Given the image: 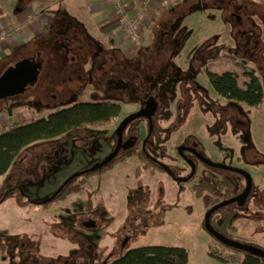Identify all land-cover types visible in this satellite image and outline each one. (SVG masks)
I'll use <instances>...</instances> for the list:
<instances>
[{
	"label": "rangeland",
	"instance_id": "obj_1",
	"mask_svg": "<svg viewBox=\"0 0 264 264\" xmlns=\"http://www.w3.org/2000/svg\"><path fill=\"white\" fill-rule=\"evenodd\" d=\"M175 15L181 17L165 18V28L152 42L150 30L141 27V47L127 50L129 55L136 54L141 75L131 82L126 68L114 67L110 54H105L106 65L99 70L94 53L90 62H84L81 52L70 48L72 36L67 34L60 43L65 68L45 74L36 88L13 86L2 93L0 117L6 120L13 114L23 122L31 121L79 103L108 100L117 101L122 111L106 125L34 143L20 155L23 159L11 173L0 177V242L10 249L0 264H109L127 250L145 245L185 248L189 264L242 263L244 252L219 243L205 227L207 208L222 199L209 194L198 198L192 189L201 176L216 180L221 176L199 164L195 180L186 183L191 168L180 158L179 147L185 142L200 143L203 156L250 173L256 192L264 191L257 173L264 178V101L249 107L228 100L213 89L205 72L214 59L233 56L237 63L229 71L240 76L254 71L264 85V0H191ZM121 61L128 62L125 57ZM84 63L85 74L75 67ZM150 99L156 109L152 110L155 131L148 151L177 178L144 171L133 184L136 159L127 160L119 174L117 165L100 171L89 178L93 182L83 193L45 207L44 202L71 176L113 151L120 125L145 109ZM149 127V121L141 118L127 128L125 138L134 140L132 148H141ZM82 179L78 177L77 182ZM238 181L245 184L242 178ZM246 206V211L237 206L235 212L228 211L232 207L218 211L212 225L227 238L264 249V230H258L260 220L255 221L264 210L257 208L255 197ZM242 216L251 221L249 228ZM70 217V224L63 223ZM90 217L99 223L98 229H84L83 221ZM125 239H130L126 246Z\"/></svg>",
	"mask_w": 264,
	"mask_h": 264
},
{
	"label": "crops",
	"instance_id": "obj_2",
	"mask_svg": "<svg viewBox=\"0 0 264 264\" xmlns=\"http://www.w3.org/2000/svg\"><path fill=\"white\" fill-rule=\"evenodd\" d=\"M124 1L127 4L129 18L139 20L142 17L141 27L150 30L152 42L156 34L161 31V27H164L165 18L181 17L182 14L175 15L176 11L182 10L191 0H175L172 5L174 8H168L169 11L162 6V0ZM114 10V4L110 0H0V36L13 27H21L20 31L13 32L10 37L0 41V80L17 71H23L24 76L30 81L28 88L38 87L45 74L65 68V50L60 47V43H62L61 37L64 38L67 34L72 36L70 48L76 47L78 54L81 52L80 58L84 59V62H90L89 56L93 53L97 56L95 63L98 70L106 65L105 54L111 55V61H115L114 67L118 69L123 57L127 59L128 64L134 61L136 54L127 53L128 49L133 48L118 26ZM155 22L157 27L152 26ZM51 39L54 41L50 44L47 41ZM151 42L146 50L148 52L152 47ZM70 53H68V63H71ZM75 67L83 74L87 73L86 63L77 64ZM25 84L26 82L22 83V86L24 87ZM23 120L22 117L17 118L13 114H10L7 120L0 117V132L21 124ZM30 146L25 151L29 150ZM22 159L20 156L8 173L1 177L9 175L16 163ZM122 167L116 169L118 174L123 170ZM12 178L10 176V179ZM92 182L91 180L90 184ZM89 187L91 186H87ZM70 219L71 217L62 221L70 224ZM111 263L113 262H109Z\"/></svg>",
	"mask_w": 264,
	"mask_h": 264
},
{
	"label": "trees",
	"instance_id": "obj_3",
	"mask_svg": "<svg viewBox=\"0 0 264 264\" xmlns=\"http://www.w3.org/2000/svg\"><path fill=\"white\" fill-rule=\"evenodd\" d=\"M233 56H221L209 63L205 72L213 89L222 97L237 101L249 107H257L264 101V85L254 71L245 72L243 76L229 71V67L236 64ZM126 68L127 80L133 81L137 74L139 64L134 61H124L120 67ZM122 107L113 101L100 103H79L69 108L60 109L48 117L24 121L21 124L0 132V177L6 175L20 155L36 142L51 140L69 132L85 127L100 126L110 123L121 114ZM131 156H137L139 162L146 169L152 168L165 172L166 168L152 160L145 151H127L120 154L111 163L99 171L88 173L77 182V178L66 184L58 193L44 202L49 207L55 201L66 199L68 196L82 192L85 181L98 172H105L111 167L123 162ZM221 181L201 178L193 187L198 198L206 193L220 197H233L236 185L230 173L214 170ZM141 175V167L136 170ZM2 251L4 247L0 245ZM189 253L185 248L167 247L163 245H150L129 249L111 264H189ZM241 264H264V259L254 255H247Z\"/></svg>",
	"mask_w": 264,
	"mask_h": 264
},
{
	"label": "flooded vegetation",
	"instance_id": "obj_4",
	"mask_svg": "<svg viewBox=\"0 0 264 264\" xmlns=\"http://www.w3.org/2000/svg\"><path fill=\"white\" fill-rule=\"evenodd\" d=\"M25 75V72H23V71H17V73H12L11 75H9V76H7L6 78H4V79H2V80H0V96L2 95V93H4L5 91H7V90H9L11 87H17V90L18 89H20L21 87L23 88V89H27L29 86H27L28 84H30V81L26 78V76H24ZM28 75V74H27ZM139 77H141V75H138L137 76V78H139ZM24 82H26V84L24 85V87L22 86V83H24ZM15 89V88H14ZM109 101V100H108ZM116 103V102H115ZM156 107V102L153 100V99H150L148 102H146V106H145V109H148L149 111H150V113H151V117H152V124H153V119H154V117H153V115H152V110H154V109H156L155 108ZM156 111V110H155ZM145 119V118H144ZM147 120V119H146ZM148 121V120H147ZM150 123V122H149ZM131 125V124H130ZM129 125V126H130ZM128 126V127H129ZM153 127H152V132H151V134H150V127H149V134H148V136H147V138L145 139V141H144V143H143V145L141 146V148H138V147H133L132 148V146L134 145V140L132 139V140H127L126 138H125V133H126V131H127V129L125 130V132H124V135H123V149L121 150V152L119 153V155L120 154H122V153H125V152H127V151H132V150H137V151H141V150H143V151H145V153L152 159V160H154V161H156L158 164H161V165H163L165 168H166V170H165V172H162V173H164V174H168L169 176H173V177H175V178H177L176 177V175H175V173L173 172V171H170L171 169H169L163 162H161L160 160H158L155 156H153V154H151V153H149V151H148V144H149V142H150V139H151V137H153V133H154V131L155 130H153L154 129V125H152ZM127 127V128H128ZM118 131V130H117ZM116 135H117V132H116ZM117 142H118V135H117V140H116V144H115V146H114V149L116 148V146H117ZM186 144L188 143V142H185ZM186 144H183L182 146H180L179 148L181 149V147H184L185 149H184V151H183V154H181L180 153V149H179V156H180V158H182V159H184L185 160V162L190 166V168H191V174H192V166H191V163L190 162H192V163H194V165H195V167H196V173H195V175L193 176V177H191V174L189 175V178H185L184 179V181L187 183V182H193L194 180H195V178H196V176H197V173H198V166H199V164L201 165V166H203V167H205L206 169H209V170H211L212 172H215L214 170H219V169H214V168H212V167H210V166H208V165H206L203 161H201L200 160V158L198 157V156H196L197 154L198 155H201V156H203L202 154H201V152L203 151V150H200L199 149V147H201L200 146V143H198V142H193L192 144H188V145H186ZM114 149H113V151H114ZM112 151V152H113ZM111 152V153H112ZM110 153V154H111ZM109 154V155H110ZM108 155V156H109ZM118 155V156H119ZM107 156V157H108ZM117 156V157H118ZM116 157V158H117ZM203 157H205V156H203ZM106 158V157H105ZM104 158V159H105ZM206 159H208L207 157H205ZM103 159V160H104ZM130 159H132V160H134V159H136V169H135V175H134V177H133V179L135 178V179H137L138 177H137V175H136V170H137V168L138 167H141V174H142V172H144V171H150V173L152 174H154L156 171H158V170H154V169H152V168H149V169H146V168H144L143 166L144 165H142L140 162H139V159H138V157L137 156H131V157H128L127 159H125L123 162H121V163H119V164H117V166L120 168V165H122L123 166V164H125V162L127 161V160H130ZM103 160H101V161H103ZM209 160V159H208ZM100 161V162H101ZM190 161V162H189ZM99 162V163H100ZM135 163V162H134ZM139 163V164H138ZM142 166H141V165ZM96 165H97V163H96ZM96 165H93V166H91V167H89V168H87V169H84L83 171H86V170H89V169H91V168H93L94 166H96ZM116 166V167H117ZM227 166V165H226ZM117 167V168H118ZM231 167V166H230ZM235 168V167H234ZM101 170V169H100ZM241 170V169H240ZM82 171V172H83ZM97 171H99V170H97ZM220 171H224V172H228V173H230V174H232V175H230V177L233 179V181H234V183H235V185H236V194L233 196V197H228V196H225V197H220V196H217V197H220L222 200L220 201V203H218V204H216V205H214L213 207H209V208H207V211H209V210H211L212 208H214L215 206H217V205H219V204H221V203H223V202H227V201H230V200H233V199H235V198H237V197H239L240 195H242L246 190H247V187H248V182H247V179L244 177V176H242V175H240V174H238V173H234V172H229V171H225V170H220ZM94 172H96V171H94ZM160 172V171H159ZM88 173H92V172H88ZM88 173H85V174H83L82 176H80V177H83L84 178V175H86V174H88ZM216 173V172H215ZM246 173H248V172H246ZM257 173H258V175L259 176H261L262 177V179H263V181H264V178H263V174L261 175V173H259L258 171H257ZM216 174H218V173H216ZM249 174V176L251 177V180H252V187H251V191H250V193H249V195L247 196V197H245L244 199L242 198L241 200H239V201H237V202H233V203H230L229 205H227V206H225V207H223V208H221V209H219V211L220 210H222V209H225V208H231V209H229L228 211H230V212H235L236 210L235 209H239V208H237V207H241V209H243L242 211H246L247 209H248V206H246V204L250 201V199L251 198H253V197H255V199H256V204L258 205V207L257 208H259L260 210H264V191L263 190H260V191H258V192H256V188H255V184H254V181H253V178H252V176L250 175V173H248ZM251 174H252V172H251ZM78 178V177H77ZM90 178V177H89ZM89 178L85 181V183L82 185L83 186V188H82V192L81 193H83V189L85 188V190H87L88 188H87V186H89V183L90 182H88V180H89ZM201 178H210L211 180H216L215 178H213L211 175L210 176H201L200 178H199V180H198V182L196 183V184H194L193 185V187L195 186V185H197L198 183H199V181L201 180ZM238 178H242V179H244L245 180V184L243 185V184H241L239 181H238ZM76 179V178H75ZM134 179V180H135ZM221 180H222V176H221ZM221 180H216V181H221ZM127 187V186H126ZM193 187H192V189H193ZM194 191V190H193ZM258 193V196L256 197V196H254V195H256ZM206 194H209V193H206ZM205 194V195H206ZM204 195V196H205ZM211 197H214L215 195H213V194H209ZM203 196V197H204ZM202 198V197H201ZM90 200V199H89ZM237 206V207H236ZM234 207V208H233ZM88 208H90V207H88ZM145 208V207H144ZM133 210V209H132ZM81 211V213L83 214L84 212H83V210H80ZM99 211V210H98ZM97 211V212H98ZM144 212H145V210H143ZM218 212V211H217ZM217 212H215V213H217ZM80 213V214H81ZM99 213V212H98ZM208 213V212H207ZM214 213V214H215ZM81 214V215H82ZM147 214V213H146ZM213 214V215H214ZM93 216L94 215H96L95 213L94 214H92ZM99 215V214H98ZM78 218H79V215L77 216ZM243 217V216H242ZM256 217L257 218H255V221L257 220V219H259L260 220V226L261 227H258V230H260L261 232H263V230H264V211L263 212H259V214L258 215H256ZM247 222H248V224L246 225L248 228H249V223L251 222L250 220H249V218L248 217H243ZM83 227H84V229H90V228H99V223L95 220V219H92L91 217L86 221V220H84L83 221ZM243 226V225H242ZM241 226V227H242ZM243 228V227H242ZM223 229V228H222ZM224 231H226L225 229H223ZM222 234V233H221ZM122 240V239H121ZM126 240V242H125V246H126V244H128L129 243V241L128 240H130V239H125ZM217 240V239H216ZM123 241V240H122ZM121 241V242H122ZM218 241V240H217ZM219 242V241H218ZM219 243H221V242H219ZM222 244V243H221ZM0 245H2L3 247H4V251H2L1 250V248H0V260H6L7 259V253L10 251V249L8 250V248H6L7 246H6V244L4 243V242H0ZM224 245V244H223ZM262 245V244H261ZM226 246V245H225ZM228 247V246H227ZM231 248V247H230ZM233 249V248H232ZM234 250H237V249H234ZM237 251H239L240 252V250H237ZM242 252V251H241ZM32 254H34V251L33 250H30L29 251V255H31L32 256ZM244 254H245V257L247 256V255H249V254H246L245 252H244ZM67 260H65V262H66ZM66 264H68V262H66Z\"/></svg>",
	"mask_w": 264,
	"mask_h": 264
},
{
	"label": "water",
	"instance_id": "obj_5",
	"mask_svg": "<svg viewBox=\"0 0 264 264\" xmlns=\"http://www.w3.org/2000/svg\"><path fill=\"white\" fill-rule=\"evenodd\" d=\"M141 118H145L150 122V134L152 132V117H151V113L148 109H142L139 112H136L134 114H132L131 116H129L128 118H126L123 123L120 125L118 131H117V135H118V142H117V146L114 149V151L108 156L106 157L103 161H101L100 163H98L96 166H94L93 168L83 171V172H79L74 174L73 176H71L60 188L58 191H60V189H62L66 184H68L69 182H71L72 180H74L77 177L82 176L85 173L88 172H94L97 170H100L102 168H104L106 165H108L109 163H111L121 152V150L123 149V135L125 130L127 129V127L132 124L133 122H135L138 119ZM184 147H181L180 149V153L183 154L184 151ZM200 158L201 161H203L206 165L214 168V169H219V170H225V171H229V172H234V173H238L242 176H244L247 179L248 182V187L247 190L240 195L239 197L227 201V202H223L217 206H215L214 208H212L211 210L208 211L206 218H205V227L207 229V231L215 238L217 239L219 242H221L222 244L231 247L233 249H237L240 250L242 252H245L246 254L249 255H254L258 258L264 259V249L257 247V246H253V245H249V244H245L242 242H238L235 240H232L230 238H227L226 236H224L223 234H221L218 230H216L214 228V226L212 225L211 219L212 216L215 212L219 211V209L229 205L230 203L233 202H237L239 200H241L242 198L244 199L245 197H247L251 191V187H252V180L251 177L249 176L248 173H246L243 170H240L238 168H234V167H230V166H226V165H222L219 163H215L211 160L206 159L205 157L201 156V155H196ZM190 162V161H189ZM191 166H192V174L191 177H193L196 173V167L194 165V163L190 162ZM186 181V180H185ZM58 191L56 193H58Z\"/></svg>",
	"mask_w": 264,
	"mask_h": 264
},
{
	"label": "built area",
	"instance_id": "obj_6",
	"mask_svg": "<svg viewBox=\"0 0 264 264\" xmlns=\"http://www.w3.org/2000/svg\"><path fill=\"white\" fill-rule=\"evenodd\" d=\"M115 7L114 13L118 22V26L123 30L128 42L133 49L141 47L144 37L141 29L142 17L139 20H133L128 17L127 4L124 0H110ZM175 3V0H162L164 8H170ZM21 27H13L7 32H3L0 36V41H4L12 35L13 32L20 31Z\"/></svg>",
	"mask_w": 264,
	"mask_h": 264
}]
</instances>
